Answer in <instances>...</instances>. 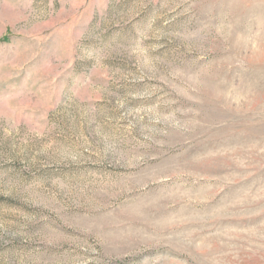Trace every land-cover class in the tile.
<instances>
[{
	"label": "rangeland",
	"instance_id": "374dc122",
	"mask_svg": "<svg viewBox=\"0 0 264 264\" xmlns=\"http://www.w3.org/2000/svg\"><path fill=\"white\" fill-rule=\"evenodd\" d=\"M0 264H264V0H0Z\"/></svg>",
	"mask_w": 264,
	"mask_h": 264
}]
</instances>
